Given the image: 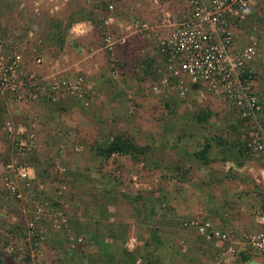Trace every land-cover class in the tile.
Listing matches in <instances>:
<instances>
[{"label": "rangeland", "instance_id": "obj_1", "mask_svg": "<svg viewBox=\"0 0 264 264\" xmlns=\"http://www.w3.org/2000/svg\"><path fill=\"white\" fill-rule=\"evenodd\" d=\"M157 1L0 0V70L19 60L15 91L1 85L0 71V264H98L87 256L91 234L123 235L128 218L142 224L129 237L135 249L125 245V264L137 247L144 264H162L172 245L180 257L190 256L189 264L215 258L203 261L184 243L156 233V207L167 209L174 198L182 203L179 227L199 249L202 238L183 222L211 221L203 211L226 208L225 198L251 183L247 175L259 166L245 149L239 114L226 101L153 93L147 64L157 56L156 39L136 34L129 22L157 25L182 13L183 0ZM108 19L112 52L104 50ZM257 27L264 44V22ZM78 79L84 83L77 96L57 86ZM7 124L35 134L30 152L12 146ZM115 140L137 153L99 156ZM204 150L206 162L196 158ZM20 166L31 170L28 183L18 176ZM242 255L231 264L252 259Z\"/></svg>", "mask_w": 264, "mask_h": 264}, {"label": "built area", "instance_id": "obj_2", "mask_svg": "<svg viewBox=\"0 0 264 264\" xmlns=\"http://www.w3.org/2000/svg\"><path fill=\"white\" fill-rule=\"evenodd\" d=\"M184 1L186 8L179 16H165L158 25H150L139 18L130 22L136 34L153 35L157 42V56L151 64L154 78L151 89L165 100H186L190 94L197 93L226 101L247 123L246 149L264 169V103L257 91L258 72L255 68L262 61V55L254 38H250L244 48L237 50L232 28L234 22L247 25L253 8L264 4V0ZM154 4L158 6L159 3L154 0ZM112 9L110 7V11ZM111 27L112 19L104 21L106 52H112L115 47ZM18 64L19 60L15 58L8 68L0 70L4 71L1 85L12 91L16 89L12 85ZM111 73L114 79L120 75L117 69ZM83 83L78 79L72 85L62 81L57 86L77 96ZM33 87H36L34 90L41 89L38 84ZM7 134L18 153L24 155L34 148V133L21 132L7 124ZM18 169V176L28 183L31 179L30 168L20 166ZM255 218L264 225V212H255ZM183 226L194 229L204 241L220 245V253L203 264H231L240 245L264 257V231L245 234L241 243H236L228 232L218 229L211 221L187 220ZM77 241L80 243L82 240ZM135 246V239L128 240V251H133Z\"/></svg>", "mask_w": 264, "mask_h": 264}, {"label": "crops", "instance_id": "obj_3", "mask_svg": "<svg viewBox=\"0 0 264 264\" xmlns=\"http://www.w3.org/2000/svg\"><path fill=\"white\" fill-rule=\"evenodd\" d=\"M178 6L179 11L183 12V10L186 8V2L183 0L182 2H179ZM157 14L158 13L156 12L154 15ZM249 18L251 19L250 25H248V23L246 25L237 22L232 24L235 36V48L237 50H241L249 43L250 38H254L258 42L257 44L262 55V61L255 66L258 72L257 91L259 97L264 103V85L261 83L264 81L263 65L261 64L264 63V44H262L263 38H261L259 34L260 31L257 27L261 21L264 22V4L253 8ZM130 22L129 27H132ZM83 24L84 23H81V25ZM245 134L246 133L244 132L242 133L243 139ZM255 161L258 163L259 168L257 170H251L250 174L247 175L251 178V183H243L235 188L234 196L232 198H225L226 204L228 205L226 208L223 210L219 209V211L216 213H210V211L207 209L206 211H203L204 215L209 216V220H211L218 229L228 232L236 243H241V239L245 234L264 231V225L259 224L255 218V212H264V169L258 160L255 159ZM163 207L164 206L161 205L156 207L159 217L158 220L151 225L155 228L156 233L159 232V235H164V237L168 235L171 237V239L184 243L186 248H188L190 251L189 255L191 252L195 251L197 254L199 253V257H197L203 261L205 259V261H208L210 258L217 256L220 253L221 248L219 244L213 243L210 245L202 239L204 243L201 245V248L198 249L190 237L186 239L184 238L183 235H185L187 231H184L185 229L182 228V226L179 227V224L182 225V221L185 220V216L183 214L184 206L182 203L177 201L176 198L173 199L172 203L167 209ZM161 212L165 213V215L161 216ZM231 214L232 219H229ZM125 224L127 225V232L123 235L116 233H105L101 235L96 233L91 234V246L87 252L88 259L95 258L98 261V264H125L123 261V257L127 254L125 251V243L129 240L130 235L133 233V229L140 227L142 221L138 218H128L126 219ZM144 227L148 228L149 226ZM159 235L155 237L159 238ZM102 240L104 241V244H102ZM239 247L238 254L243 252L242 258H245V254L252 255V259L250 258L247 261L248 264H264V257L262 255L251 251L247 247L241 245ZM130 255L134 259V261H132L130 264H144L142 254L140 253V249H138V247ZM168 255L164 252V258L162 259L165 260L162 264L190 263V256L180 257L178 250H176V246L174 245H172V247L169 249Z\"/></svg>", "mask_w": 264, "mask_h": 264}, {"label": "trees", "instance_id": "obj_4", "mask_svg": "<svg viewBox=\"0 0 264 264\" xmlns=\"http://www.w3.org/2000/svg\"><path fill=\"white\" fill-rule=\"evenodd\" d=\"M151 64H152L151 61H149V63L147 64V68H148L149 71H151ZM150 74H153V73L150 72ZM236 112H237V110H236ZM240 122H241V125L243 127V132L246 133V127H248L247 126V123L244 122L241 119H240ZM246 137H247V135L245 134V137L243 139L244 141H245ZM136 153H137V148L135 146H133L132 144H130L129 142H119L118 140H115L112 143H110L105 150H101L99 152V156L110 157L112 155H128V154H136ZM202 153L203 154H196V158L199 159V160H202V161L206 162L207 159L204 156L205 150ZM206 243H208V242H206ZM209 244H213V243H209Z\"/></svg>", "mask_w": 264, "mask_h": 264}]
</instances>
